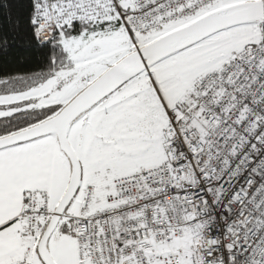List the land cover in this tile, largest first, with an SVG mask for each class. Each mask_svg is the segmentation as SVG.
Listing matches in <instances>:
<instances>
[{"label":"snow or ice","instance_id":"1","mask_svg":"<svg viewBox=\"0 0 264 264\" xmlns=\"http://www.w3.org/2000/svg\"><path fill=\"white\" fill-rule=\"evenodd\" d=\"M0 13V264H264V0Z\"/></svg>","mask_w":264,"mask_h":264},{"label":"trees","instance_id":"2","mask_svg":"<svg viewBox=\"0 0 264 264\" xmlns=\"http://www.w3.org/2000/svg\"><path fill=\"white\" fill-rule=\"evenodd\" d=\"M6 21L4 20V14L0 13V25H4Z\"/></svg>","mask_w":264,"mask_h":264}]
</instances>
